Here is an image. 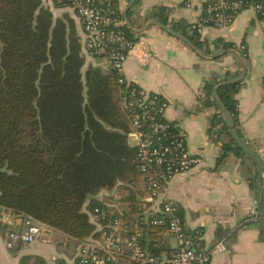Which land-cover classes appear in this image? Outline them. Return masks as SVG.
I'll return each instance as SVG.
<instances>
[{"label":"trees","instance_id":"16d2710c","mask_svg":"<svg viewBox=\"0 0 264 264\" xmlns=\"http://www.w3.org/2000/svg\"><path fill=\"white\" fill-rule=\"evenodd\" d=\"M103 4L121 16L113 0ZM184 33L203 48L197 33ZM215 42L234 47L220 39ZM239 52L246 58V50ZM84 62L69 15L54 17L44 0H0V208L33 217L75 241L100 238L90 217L95 207L105 211L95 197L101 191L116 189L123 194L121 215L105 211L103 225L114 217L130 222L146 215L141 209L145 188L134 184L142 172L119 103L124 85L118 83L114 69L91 64L84 68ZM239 84H220L217 89L236 126ZM215 85L204 84L203 106L216 103ZM214 130L229 139L221 143L218 159L230 150L244 154L224 125L219 107L208 122V133ZM166 233L164 223L148 225L140 242L152 254L169 251ZM34 264L46 263L37 258Z\"/></svg>","mask_w":264,"mask_h":264},{"label":"crops","instance_id":"0c3cea01","mask_svg":"<svg viewBox=\"0 0 264 264\" xmlns=\"http://www.w3.org/2000/svg\"><path fill=\"white\" fill-rule=\"evenodd\" d=\"M44 1L54 17L67 14L73 19L81 42L84 68L93 65L83 53V31L76 14L64 4L56 5L59 0ZM113 1L122 16L130 0ZM204 1L134 0L127 14L135 28L155 18L186 36L184 30L194 34L191 25L202 16ZM197 34L204 46L200 49L192 44L203 54L219 48L229 49L216 45L218 39L224 44H233L231 48L238 51L240 45L244 46L247 55L242 57L246 74L235 93L237 127L242 139L264 163V18L246 9L235 14L228 25H205ZM130 37L136 47L124 64L126 79L146 92H159L166 99V119L183 134L189 152L201 159L197 166L170 176L163 195L178 205L186 230L199 232L201 247L211 250L219 240L224 242L225 250H212L208 264H264V234L259 221L250 223L252 221L247 220L250 203L260 196L255 181L257 168L245 153L235 155L230 150L218 159L221 143L229 139L217 130L208 133L209 118L219 106L216 101L203 106L201 101L206 82L218 84L240 72L238 59L232 53L213 58L201 55L153 24L139 33L133 32ZM134 184L144 188L141 176ZM117 192L120 193L114 189L95 195L105 211L113 215H121L123 209L105 199ZM23 229L22 217L0 208V264H34L37 258L46 264H71L75 259L77 242L53 228L43 230L30 243L8 248L7 234ZM166 237L170 251L175 247V239L169 232Z\"/></svg>","mask_w":264,"mask_h":264},{"label":"built area","instance_id":"2783aa9c","mask_svg":"<svg viewBox=\"0 0 264 264\" xmlns=\"http://www.w3.org/2000/svg\"><path fill=\"white\" fill-rule=\"evenodd\" d=\"M63 1L81 22L85 57L94 66L114 69L118 83L124 85L119 103L131 127L129 137L137 140L134 146L146 194L141 203L146 215L130 222L114 217L103 225L108 215L95 207L91 217L100 238L76 241L77 253L71 264H208L212 250H225L224 242L219 240L211 250L201 247L199 232L186 230L178 205L163 195L170 176L197 166L201 159L189 152L183 134L166 119V99L159 92H146L126 79L124 64L136 43L124 29L123 18L107 9L103 0ZM246 9L264 16V0H205L203 14L191 25V30L200 33L205 25L223 27ZM240 49L244 50V46L240 45ZM258 206V200H252L248 221L259 220ZM23 222V230L7 234L8 248L30 243L43 230L51 228L30 216L24 217ZM160 223L174 237L175 247L152 254L140 240L148 225Z\"/></svg>","mask_w":264,"mask_h":264},{"label":"water","instance_id":"95a60500","mask_svg":"<svg viewBox=\"0 0 264 264\" xmlns=\"http://www.w3.org/2000/svg\"><path fill=\"white\" fill-rule=\"evenodd\" d=\"M108 1H111V0H108ZM133 1L134 0L129 1V4L125 7V9L123 10V13H122V18L125 22V25L132 32L139 33L141 31H143L144 29H146L149 25L153 24V25H156L159 28L165 30L169 34L179 38L180 40L185 42L188 46H190L191 48L196 50L201 55H204V56L209 57V58H213L216 56H220L223 53H232L238 59L240 66H241L240 72L237 75L216 84L212 90V94H213V98L215 99V101L217 102L218 106L221 109V115H222L223 122H224L225 126L227 127L231 138L235 141L236 145L252 160V162L255 164V166L257 168V174H256L255 181H256V185H257L259 192H260V196H259V200H258V205H259L258 206V208H259V220L258 221H259V226H260V228L264 234V178H262L264 176V163H263L261 157L259 156V154L239 136L235 121H234L232 115L226 110V108L222 104L220 97L218 95V92H217V89H218L220 84L234 83V82H238L244 78V76L246 74V64H245V61H244L242 55L240 54V52L238 50H236L234 48H229V49L219 48V49L212 51L210 54H203L202 51L200 49L196 48L192 44V42L183 33L174 30L170 26L164 24L163 22H161L155 18H150L149 20H147V22L145 24H143L142 26H140L138 28H135L133 26L132 22L130 21L128 14H127V11L129 10L130 6L133 4Z\"/></svg>","mask_w":264,"mask_h":264},{"label":"rangeland","instance_id":"374dc122","mask_svg":"<svg viewBox=\"0 0 264 264\" xmlns=\"http://www.w3.org/2000/svg\"><path fill=\"white\" fill-rule=\"evenodd\" d=\"M129 142L134 145L137 140L134 137H129ZM106 202L119 205L123 209L122 193H116L112 198H106Z\"/></svg>","mask_w":264,"mask_h":264}]
</instances>
